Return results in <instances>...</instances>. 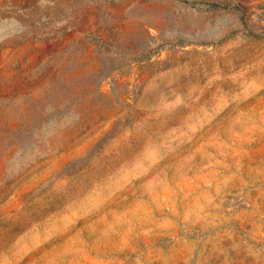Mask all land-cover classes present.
Returning <instances> with one entry per match:
<instances>
[{
	"label": "rangeland",
	"instance_id": "1",
	"mask_svg": "<svg viewBox=\"0 0 264 264\" xmlns=\"http://www.w3.org/2000/svg\"><path fill=\"white\" fill-rule=\"evenodd\" d=\"M0 264H264V0H0Z\"/></svg>",
	"mask_w": 264,
	"mask_h": 264
}]
</instances>
